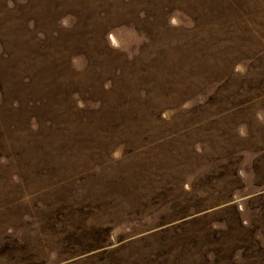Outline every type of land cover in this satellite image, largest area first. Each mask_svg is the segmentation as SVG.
<instances>
[{"label": "rangeland", "instance_id": "obj_1", "mask_svg": "<svg viewBox=\"0 0 264 264\" xmlns=\"http://www.w3.org/2000/svg\"><path fill=\"white\" fill-rule=\"evenodd\" d=\"M0 264H264V0H0Z\"/></svg>", "mask_w": 264, "mask_h": 264}, {"label": "trees", "instance_id": "obj_2", "mask_svg": "<svg viewBox=\"0 0 264 264\" xmlns=\"http://www.w3.org/2000/svg\"><path fill=\"white\" fill-rule=\"evenodd\" d=\"M80 56H84V57H88L89 56V53H87V52H82V50H81V52L80 53H78ZM80 94H78V96H79ZM81 95H83V94H81Z\"/></svg>", "mask_w": 264, "mask_h": 264}]
</instances>
